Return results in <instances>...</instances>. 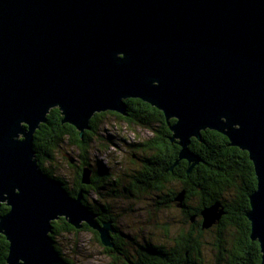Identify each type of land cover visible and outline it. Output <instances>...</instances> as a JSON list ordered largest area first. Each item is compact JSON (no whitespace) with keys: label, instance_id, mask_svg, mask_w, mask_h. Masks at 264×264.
Returning a JSON list of instances; mask_svg holds the SVG:
<instances>
[{"label":"water","instance_id":"obj_1","mask_svg":"<svg viewBox=\"0 0 264 264\" xmlns=\"http://www.w3.org/2000/svg\"><path fill=\"white\" fill-rule=\"evenodd\" d=\"M129 99L163 114L188 173L199 163L191 139L206 130L248 154L256 188L245 215L264 264V0H0L6 264H66L51 238L62 218L114 247L111 222L100 223L81 192L70 196L40 169L33 136L58 109L83 139L95 114L126 117ZM91 178L84 167L81 183ZM183 200L181 192L177 207ZM224 214L219 202L203 208L201 228Z\"/></svg>","mask_w":264,"mask_h":264},{"label":"trees","instance_id":"obj_2","mask_svg":"<svg viewBox=\"0 0 264 264\" xmlns=\"http://www.w3.org/2000/svg\"><path fill=\"white\" fill-rule=\"evenodd\" d=\"M125 102L130 112L129 118L133 119L138 125L146 128L147 131L152 134V137L143 142V148L140 151L143 152L145 161L147 164H151L149 166H152L153 170L147 175L145 185L136 188L135 191L132 189L134 188L132 184L125 186L121 185L123 184L124 178L127 177L124 173L116 177L112 175L107 165H99L98 171L100 173L97 172V167L94 168L93 173L95 176H106L100 185H98L93 178H91L90 185L81 183L82 169L84 167H90L86 156V147L92 142L93 138H87L85 136L86 132H84V138L80 139L75 128L61 123L62 116L58 109L50 111L47 115V123L41 124L33 136V147L40 169L49 177L60 181L70 196L76 197V195L81 192L83 204L97 216V220L100 223L110 222L111 220L106 216L104 206H100L98 202H94L92 205L89 204L87 196L92 192L89 190L93 188L98 195L104 194V196H101L103 199L113 198L114 192L112 191V185H114L115 182L123 186V193L121 194L123 197L131 198L135 195L143 194L148 196L162 209H169L173 204L177 206L175 198L178 194L184 192L185 200L182 202V207L178 208L183 214L187 229L188 226H193L191 219L193 218L194 220V215L202 219L200 216L203 208L219 202L221 207H224V212H230L233 208H239L238 205L241 203L239 193H244L247 198L248 194L255 190L256 178L253 165L249 161L247 153L236 147L230 146L225 136L210 130L201 132L200 141L191 139L189 148L190 151L198 157L199 163L191 170L189 181L188 168L190 165L186 160H179L178 154L180 147L173 145L172 148H170L168 145L170 144L171 132L163 114L137 99H129ZM101 115L104 114H95L90 121V130H93L94 133L96 130V122ZM114 117L130 122V119L119 116ZM174 122L173 119L170 120V124ZM64 140L70 142L72 145H76L83 156V162L79 169L77 165H69V168L75 170V174L73 175V188H69L62 178L54 177L50 167H45V162L53 159L54 151L59 148V145L62 144ZM133 146L136 148L138 147L137 145L131 144V147ZM159 147H161L162 154H159ZM159 160H162L163 165H155ZM156 168L157 170H155ZM173 181L179 183V190H171L169 186ZM159 182H161V184L157 186ZM110 186L112 188H109ZM244 190L248 191L244 192ZM189 194L190 210L186 207L188 206L186 203H188L187 196ZM237 196L239 197L237 198ZM194 197H197L195 202L201 204L199 207L191 205L192 198ZM6 211H8V208L5 205H1L0 212L5 213ZM222 217L221 221L217 223L220 227L218 226L219 228L215 230L216 237L213 244L215 259L210 264H261V254L258 243H253L249 237L250 228L245 238L248 248L243 254L238 250L225 246L224 243L226 239L229 241L228 239L232 240L234 238L233 233L238 226L234 222H223ZM57 222L59 223L57 224L56 221H54L51 224L52 240L57 230L67 233L78 232L68 225L63 218L57 220ZM200 222H202V220L198 223ZM214 226L205 231L211 232L214 230ZM112 227L115 231V233L112 234L113 244L116 248L115 254L120 255V258L124 259L123 261L125 264H206L202 259L203 247L199 234L193 237L187 230L185 232H180L176 238L169 243L156 245L149 242H136L133 237L123 234L113 225ZM83 229H87L94 233L97 235L98 239V234L92 231L87 225H84ZM225 229L229 230L227 236L224 235ZM197 230H199L198 227ZM217 243L218 245L216 246ZM125 245H127V250L130 251L127 252ZM54 248L61 256L55 243ZM225 248L231 251L228 253L227 257L224 255ZM106 252L109 253V249L106 248ZM7 254L8 242L5 237L0 235V264H6ZM65 263L70 264L68 261H65Z\"/></svg>","mask_w":264,"mask_h":264},{"label":"rangeland","instance_id":"obj_3","mask_svg":"<svg viewBox=\"0 0 264 264\" xmlns=\"http://www.w3.org/2000/svg\"><path fill=\"white\" fill-rule=\"evenodd\" d=\"M95 129L93 141L86 147L90 167H94L96 163L107 165L109 171L116 177L122 173L126 176L131 175L134 170H138L139 165L132 160V154L138 153V150L130 149L128 145L145 141L152 137L151 132L138 125L133 119L128 122L112 115L99 117ZM79 152L76 145L64 140L54 151L53 159L45 162V167H50L53 176L62 178L69 188H73L75 174V170L69 168V160H74V163L78 161ZM112 160L115 165L111 164ZM128 180L129 178L125 177L123 184L129 185ZM121 185L115 183L112 185L113 188L110 186L114 197L104 199L101 197L104 194L98 195L92 188L89 190L92 192L87 196V200L91 205L98 202L100 206H104L111 225L123 234L133 237L139 243L149 242L161 245L169 243L180 232L188 230L183 214L175 204L169 209H162L143 194L131 198L123 197ZM169 187L171 190L180 189L176 181H173ZM77 231L67 233L57 230L53 235V242L63 260L70 264H123L122 258H116L106 252V248L98 241L94 233L83 228ZM215 237L216 232L212 230L201 238L205 242L202 259L206 264L212 263L215 259L213 251ZM125 249L127 250V245Z\"/></svg>","mask_w":264,"mask_h":264},{"label":"flooded vegetation","instance_id":"obj_4","mask_svg":"<svg viewBox=\"0 0 264 264\" xmlns=\"http://www.w3.org/2000/svg\"><path fill=\"white\" fill-rule=\"evenodd\" d=\"M130 112H129V110H128V115L126 116V117H122V116H120V115H118V114H116V113H114V112H105V113H103V114H109V115H114V116H119V117H122V118H126V119H130L129 118V116H130V114H129ZM86 133H85V136L87 137V138H91V137H93L94 135V132H93V130H87V131H85ZM83 138H84V134H83ZM196 140V139H195ZM92 141H93V139H92ZM198 141V140H197ZM143 142L144 141H140V142H138V143H136V144H133V145H137L138 147L136 148V147H131V144H129L128 145V147L130 148V149H136V150H138V153H133L132 154V160L134 161V162H137L136 164H138L139 165V168H138V170H134V172H133V174H131V175H127V177L129 178V184L131 185H133L134 186V188H132L131 186V188L135 191V189L136 188H138V187H143V185H145V182H146V177H147V175H149V173L153 170V167L152 166H149V165H151V164H147V162L145 161V156H144V154H143V152L142 153H140L139 151L140 150H142V148H143ZM169 146H170V148H172V146L174 145V146H178L177 145V143H176V141L174 140V141H171L170 140V144H168ZM166 147H167V144H166ZM179 147V146H178ZM189 147H190V145H189ZM167 149H169V148H167ZM189 150H190V148H189ZM158 151H159V154H162V152H161V147H159V149H158ZM247 156H248V154H247ZM78 157H79V160L78 161H76L75 163H74V165H77V167H78V169H79V167L82 165V153H81V151L79 152V155H78ZM249 159V158H248ZM250 161V160H249ZM115 162H114V160H112V165H115L114 164ZM70 165H73V164H70ZM99 165H102V164H99V163H96L95 164V166L93 167V166H91V171H92V178L96 181V183L98 184V185H100L101 183H102V181H103V179H104V177H106V176H95L94 175V168H96L97 167V172L98 173H100L99 171H98V168H99ZM155 165H163V163H162V160H159L157 163H155ZM175 165H177V164H175ZM189 165H190V163H189ZM198 165V164H197ZM155 170H157V168L155 169ZM189 174V181H190V172L188 173ZM99 175H102V174H99ZM116 183V182H115ZM158 183V182H157ZM160 184H161V182H159V185H157V186H160ZM123 185H125V184H123ZM131 188H130V190H131ZM248 190H244V192H247ZM190 193V192H189ZM251 193V192H250ZM249 193V194H250ZM248 194V195H249ZM239 196H240V200H241V203L238 205V207L239 208H233V209H231V211L230 212H228V211H225V214H224V216L222 217V220H223V222H225V223H230V222H234V223H236L237 224V228H235V230H234V233H233V235H234V238L232 239V240H230V239H228L229 241H227V239H226V241H225V246H229L231 249H235V250H238L240 253H244L245 252V250H247V242H246V240H245V238L247 237V233H249V226H250V223H249V221H248V219L246 218V212L249 210V200H248V197L246 198V196H245V194L244 193H239ZM239 196H237V198L239 197ZM193 200H192V204L191 205H196V206H200L201 204L198 202V203H196L195 201L197 200V197H194V198H192ZM196 199V200H195ZM185 200V199H184ZM187 200H188V203H186V204H188V206H186L187 207V209H189L190 210V194L187 196ZM248 200V201H247ZM229 202V201H228ZM239 203V202H238ZM177 207V206H176ZM178 208V207H177ZM224 208V207H223ZM196 216V217H195ZM201 217V216H200ZM200 220H202L201 218H199V216L197 217V215H194V220H193V222H192V227L191 226H188V232H190L191 234H192V236L194 237L195 235H197V234H199V236L201 237V238H203V236L205 235V234H207L209 231H205V230H202L201 229V222L200 223H198ZM220 221H221V219H220ZM219 221V222H220ZM57 222V221H56ZM218 222V223H219ZM200 224V225H199ZM216 226H214L213 227V229L214 230H216L217 228H219L220 226L218 225V224H215ZM219 226V227H218ZM72 227V226H71ZM197 227H198V229L201 231H199V230H197ZM230 228H232V227H230ZM229 228V229H230ZM93 231V230H92ZM231 231V230H230ZM95 232V231H94ZM96 233V232H95ZM97 234V233H96ZM227 234H229V230L228 229H225V231H224V235L225 236H227ZM250 234V233H249ZM96 237H97V235H96ZM98 241H100L99 240V237H98ZM253 242V241H252ZM205 242L204 241H202L201 240V244H202V247H203V244H204ZM254 243V242H253ZM218 245V243L216 244V246ZM220 247V246H219ZM107 249H109V253L110 254H112L114 257H117V258H120L121 256L120 255H118V254H115V247L114 248H112V249H110V248H107ZM231 251H228L226 248L224 249V255L227 257L228 256V253H230ZM124 260V259H123ZM249 262V261H248ZM242 263H243V261H242ZM123 264H125V262L123 261Z\"/></svg>","mask_w":264,"mask_h":264},{"label":"bare ground","instance_id":"obj_5","mask_svg":"<svg viewBox=\"0 0 264 264\" xmlns=\"http://www.w3.org/2000/svg\"><path fill=\"white\" fill-rule=\"evenodd\" d=\"M176 189V188H175Z\"/></svg>","mask_w":264,"mask_h":264}]
</instances>
